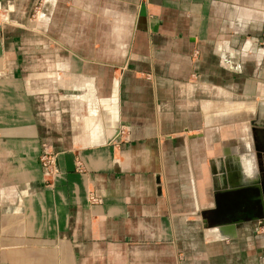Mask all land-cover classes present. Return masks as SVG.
<instances>
[{
    "label": "crops",
    "instance_id": "crops-1",
    "mask_svg": "<svg viewBox=\"0 0 264 264\" xmlns=\"http://www.w3.org/2000/svg\"><path fill=\"white\" fill-rule=\"evenodd\" d=\"M263 39L264 0H0V264H264Z\"/></svg>",
    "mask_w": 264,
    "mask_h": 264
},
{
    "label": "water",
    "instance_id": "water-1",
    "mask_svg": "<svg viewBox=\"0 0 264 264\" xmlns=\"http://www.w3.org/2000/svg\"><path fill=\"white\" fill-rule=\"evenodd\" d=\"M257 146H258V144H257ZM262 147L263 148L261 150H262V152H264V146H262ZM257 156L259 159L261 158L260 154ZM221 178H222V186H221V188H218V189L224 190L227 188L224 174H221ZM258 183L260 186H258ZM252 187L257 188V193H256V196L253 197L251 202L248 203V209H250L251 213H253V214L255 213L256 215L253 216V214H252L251 216H248V220H264V179L261 178L259 180L252 182ZM232 189H234V188L231 187L230 190H232ZM245 221H246L245 218L235 217V218L229 219V221H227L223 224H220V225L230 224L229 228L231 230H234V227H237L238 224L245 222ZM225 229H227V228H225Z\"/></svg>",
    "mask_w": 264,
    "mask_h": 264
},
{
    "label": "built area",
    "instance_id": "built-area-1",
    "mask_svg": "<svg viewBox=\"0 0 264 264\" xmlns=\"http://www.w3.org/2000/svg\"><path fill=\"white\" fill-rule=\"evenodd\" d=\"M264 44V39L262 40ZM127 130L120 128L118 130V140H121L126 135ZM40 164L43 169V178L45 182H49L57 172V153L49 148L47 144H42L40 152ZM90 200L95 201L93 196L89 197Z\"/></svg>",
    "mask_w": 264,
    "mask_h": 264
},
{
    "label": "rangeland",
    "instance_id": "rangeland-1",
    "mask_svg": "<svg viewBox=\"0 0 264 264\" xmlns=\"http://www.w3.org/2000/svg\"><path fill=\"white\" fill-rule=\"evenodd\" d=\"M40 4L38 5V8H34V10H33V13H32V15L35 17H39L40 16V12H41V9H40ZM42 27H44V26H42ZM43 31V30H42ZM264 157V156H263ZM258 158V157H257ZM260 159L258 158V165H260ZM259 226L258 227H260V228H264V220H259V224H258Z\"/></svg>",
    "mask_w": 264,
    "mask_h": 264
},
{
    "label": "bare ground",
    "instance_id": "bare-ground-1",
    "mask_svg": "<svg viewBox=\"0 0 264 264\" xmlns=\"http://www.w3.org/2000/svg\"><path fill=\"white\" fill-rule=\"evenodd\" d=\"M229 230H231L229 227H227ZM236 227H234V229H235Z\"/></svg>",
    "mask_w": 264,
    "mask_h": 264
},
{
    "label": "flooded vegetation",
    "instance_id": "flooded-vegetation-1",
    "mask_svg": "<svg viewBox=\"0 0 264 264\" xmlns=\"http://www.w3.org/2000/svg\"><path fill=\"white\" fill-rule=\"evenodd\" d=\"M262 179H264V175H263Z\"/></svg>",
    "mask_w": 264,
    "mask_h": 264
}]
</instances>
